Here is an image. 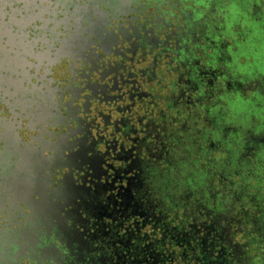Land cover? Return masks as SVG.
<instances>
[{"label":"flooded vegetation","instance_id":"af4514ba","mask_svg":"<svg viewBox=\"0 0 264 264\" xmlns=\"http://www.w3.org/2000/svg\"><path fill=\"white\" fill-rule=\"evenodd\" d=\"M192 2L208 8L188 10L173 24L149 20L140 0H0V264H175L176 248L181 264L232 261L222 245L214 254L211 230L197 236L183 220L199 198L212 212L207 176L231 159L213 155L212 146L239 142L241 124L226 119L229 100L257 101L248 90L264 96V76L248 79L240 69L255 63L264 38L253 39L256 25L240 7L233 11L237 0ZM261 11L254 5L251 15L259 19ZM152 24L174 30L161 37ZM244 25L252 30L247 37ZM152 52L141 76L161 84L164 64L165 75L177 74L176 92L153 96L139 90L134 72L124 75L125 61ZM121 84L132 85L130 99L150 98L159 111L137 117L139 127L124 133L130 146L113 140L101 153L105 138L86 117L94 100L122 99ZM201 85L203 95L194 96ZM98 115L106 127L112 123ZM115 123L120 132L130 121ZM181 174L196 187L175 185L179 195L168 207L153 182Z\"/></svg>","mask_w":264,"mask_h":264},{"label":"clouds","instance_id":"9594fccd","mask_svg":"<svg viewBox=\"0 0 264 264\" xmlns=\"http://www.w3.org/2000/svg\"><path fill=\"white\" fill-rule=\"evenodd\" d=\"M179 2V8L177 7V0H171V2H169V0H140V5H143L142 11L145 15L148 16L149 20H153L156 16H162L165 21H171L173 24L181 23V14L186 13L188 10L196 12L198 8H208L207 4L201 6L199 4L193 3L192 0H179ZM237 4L244 11L247 20L254 23L257 26V29L260 32L261 36L264 37V0H237ZM254 5H258L262 9L261 13L259 14V19L251 15ZM148 13H151V15H148ZM201 15H203V12H198L197 19H199ZM150 27H154L156 33L161 37H163L165 32H171L174 30L166 29L163 24H161L159 27H156L154 24H152L150 25ZM243 31L245 37H247L251 34L252 30L247 28V25H244ZM121 50H123V48ZM155 51L158 52L160 51V49L158 48ZM169 51L172 52V56L174 57L175 52L172 49H169ZM154 55L155 52L148 54L146 57L142 55H137L135 59L136 61H138V63L128 64L127 61H125L126 69L124 75L127 76L128 72H134V78L140 86L139 90L142 92L152 93L153 96H156L157 93L163 96L169 95L172 92H176L177 89L173 87V83L176 80L177 74L173 73L171 76L165 75L164 64H161L160 69H158V75L163 76V82L161 84L157 85L156 82L149 84L147 82V79L141 76L140 70L148 68L151 65ZM184 58L185 56L182 54L180 59L183 60ZM161 59H163V57H161ZM207 62V60L202 59V63ZM179 63L180 61L177 60L176 64L173 65V67L178 66ZM64 67H66V65ZM213 67H215V64H213ZM167 71L170 72L171 69L169 68L167 69ZM181 71H183V69H181ZM262 76H264V64L253 68L248 79H258ZM225 78L226 77L220 78L221 87L223 86V80ZM244 82L247 83L248 81L245 80ZM164 85H168V87L164 88ZM121 89L122 91L119 92L118 95L122 96V99H116L112 102L105 104H101L98 102V100H94L93 108L95 110L92 111L91 116L86 117L87 119H92L93 117L96 119V123L99 125V128L96 129L95 134L97 135V137L102 136L105 138L104 142H101L99 144V151L101 153L105 151V143L111 142L113 140L119 141L121 144L129 145V141L126 139L124 133L128 132L129 128L133 126L139 127V125H137V117L147 116L149 119H152L155 113L159 111V109L150 107V98L144 99L143 101L135 97L130 99L129 97L132 89L131 84H121ZM203 92L204 86L201 85L200 91L194 93V96H201L203 95ZM250 95L256 96L257 99L262 103V105H264V96H260L258 92H253ZM76 103H82V101H78ZM155 103L159 104L161 108L166 107L164 101L160 99H157ZM117 109H122L123 111H118ZM99 112H103L106 115H110L112 123H110L106 127L103 118L98 115ZM213 112H215V109H213ZM172 115H175V112H173ZM256 115L258 121L264 122V107L257 111ZM122 117L128 119L130 123L128 127H124L120 132H116L115 122L120 121ZM72 127L75 128L76 125L72 124ZM229 147H231V145H229ZM257 160L259 161V163L253 161L252 165L249 166L255 169V173L252 176H247L248 169L246 168L245 172L242 173L241 177L233 176L231 177V179L236 181V185L238 188L242 181L247 185H251V187L249 188V195H255L258 191V200H264V174H261L264 173V150L261 151V153L257 157ZM117 166L119 167L120 165L117 164ZM245 176H247V179H245ZM177 184L180 186V188H182L185 184L196 187V185L192 184V179L185 180L183 178V174H181V177L178 179L168 177L165 180L157 179L153 182V187L158 189L159 198L162 199L168 207L173 206L172 197L174 195H179V188L175 187V185ZM216 187L219 188L220 185L216 184ZM205 195H207V193H205ZM244 203L246 207H252V205L248 203V197H245ZM237 209L239 210V205L237 206ZM237 227V225H233V242L241 246L247 245L245 251L247 252L250 258L251 264H264V243H261L258 237H255L251 234H247V231L237 232ZM144 231L151 233V226L146 227ZM180 251L181 249L179 248L175 249V252L177 253V259L175 264H181V259L179 257Z\"/></svg>","mask_w":264,"mask_h":264},{"label":"rangeland","instance_id":"374dc122","mask_svg":"<svg viewBox=\"0 0 264 264\" xmlns=\"http://www.w3.org/2000/svg\"><path fill=\"white\" fill-rule=\"evenodd\" d=\"M233 5V11H239V6L236 3ZM251 36L253 39H258L261 34L258 30H255ZM246 92L247 98L252 97L250 95L252 93L251 90ZM253 102L255 103V101ZM214 126L212 123V131ZM236 132L238 137L233 139L239 141L238 143L221 142L214 147L212 146V149H216L215 151L212 150V154L223 159L226 157V154H224L226 152L227 155L231 156V159H236L240 168L231 173V175H227L226 171H221V175L219 173L213 174L214 167H212V178L207 176L206 180L210 191L209 194L212 195V212L207 205L210 202L205 203L203 198H199V205H193L194 213L188 219H184L183 222L188 229L195 230V232L199 229L200 232H198L197 236L204 237L205 232L211 230L212 237L216 238V240L212 238V241L216 243L214 254L218 255L219 252L217 251L221 249L220 245H222L228 252V254L223 256L227 258V261L232 260L231 264H251L250 258L245 251L247 245L241 246L233 242V225L238 226L236 228L237 232L247 231V234L258 237L260 242L264 243V200H258V191L255 195H249L251 185H247L243 181L238 188L236 181L231 179V177H241L246 168L248 169L247 176H252L255 173V169L249 166L252 165L253 161L259 163L257 157L264 150L262 141L264 138V122L258 121L255 117L249 123L241 125V128H238ZM203 176L204 174L202 173L199 177ZM247 176H245V179H247ZM216 184H219L220 187L217 188ZM245 197H248V203L252 205L251 208L246 207L244 203ZM223 201L226 203L225 206H221ZM238 205L239 210L237 209ZM235 254H238V260L234 258Z\"/></svg>","mask_w":264,"mask_h":264},{"label":"trees","instance_id":"16d2710c","mask_svg":"<svg viewBox=\"0 0 264 264\" xmlns=\"http://www.w3.org/2000/svg\"><path fill=\"white\" fill-rule=\"evenodd\" d=\"M252 55H253V58L255 60L254 61L255 63L247 62L246 64L241 65V67H240V69L246 71V73H248V75H250L253 68L258 67L261 64H264V40L256 43L255 51ZM252 102L253 101H250V100H244L239 95H236L234 98H231L228 102V105L226 106V108H227L226 109L227 121L234 122L235 124L244 125L247 122L249 123L250 121H252L253 118H255V117L257 118L256 112L259 111L262 107H264V105H262V103L259 102V100L255 101V103L254 102L252 103ZM220 163L222 164L223 162H220ZM229 163H230V165L229 164L226 165V163H223L222 166H220V167L217 166V169H219V171H221L222 168H225L226 172L234 173L235 170L240 168L238 165V162L236 161L235 158L230 159ZM244 168H242V169H244ZM217 169L214 167L213 174H215ZM237 256H238V254H235L234 258H237ZM238 259L239 258H237V260Z\"/></svg>","mask_w":264,"mask_h":264}]
</instances>
